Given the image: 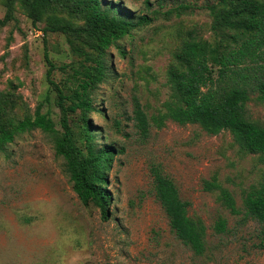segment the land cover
<instances>
[{"label":"rangeland","instance_id":"rangeland-1","mask_svg":"<svg viewBox=\"0 0 264 264\" xmlns=\"http://www.w3.org/2000/svg\"><path fill=\"white\" fill-rule=\"evenodd\" d=\"M49 1L33 25L23 0H0V20L10 15L0 26V111L8 130L39 113L60 131L58 93L50 82L70 106L97 56L95 40L80 31L86 25L76 0ZM100 3L103 9L119 6L131 17L152 20L105 50L110 73L92 96L97 111L87 115L97 145L113 148L105 185L107 216L78 201L49 136L40 130L16 134L0 152V264H264L258 225L242 214L231 215L218 190L204 189L214 181L243 211L246 194L262 185L261 157L241 149L228 131L210 135L197 125L166 120L161 128L150 125L143 138L133 119L135 102L147 119L164 113L172 94L168 70L189 35L212 44L227 41L211 31L206 8L217 0ZM56 26L73 32L45 31ZM45 52L53 66L49 76ZM245 111L264 126V105L255 96ZM79 113H69L68 123L82 148ZM152 168L173 181L189 204L188 216L206 227L202 254L170 230L154 197ZM218 218L226 221L225 233L212 229Z\"/></svg>","mask_w":264,"mask_h":264},{"label":"trees","instance_id":"trees-1","mask_svg":"<svg viewBox=\"0 0 264 264\" xmlns=\"http://www.w3.org/2000/svg\"><path fill=\"white\" fill-rule=\"evenodd\" d=\"M79 1L76 0L82 7L80 12L86 25L80 31L95 40L97 56L92 59L93 66L87 69L77 84L76 101L65 106L62 90L50 82L58 93L60 131L54 128L46 115L39 113L33 118L23 119L8 130L0 111V152L6 151L7 144L13 141L16 134L40 130L50 137L55 156L63 161V171L78 201L84 207L94 205L106 218L109 194L105 185L107 170L113 159V148L97 145L87 115L97 111L92 96L99 85L106 82L110 73L105 61V50L129 35L132 29L152 20L146 15L137 19L131 17L119 6L103 9L100 0ZM23 2L29 8L33 25L50 5L49 0ZM206 10L212 17L213 34L226 37L227 41L219 40L212 44L189 35L179 48L176 64L168 70L172 94L170 101L164 104V113L147 119L139 103L135 102L133 119L143 138L148 136L150 125L161 128L166 120L181 126L197 125L210 135L228 131L241 149L258 154L264 165V126L251 121L245 111L251 96L264 105V0H217ZM180 13V10H176V15ZM9 19L8 14L0 20V26ZM45 31L73 32L65 26ZM44 59L50 66L49 76L53 66L46 52ZM77 111L83 123L82 148L75 144L68 123V114ZM151 177L154 197L170 230L184 246L195 254H202L205 250L206 227L201 220L188 216L189 204L182 201L171 179L155 168L151 169ZM204 189L218 190L219 201L231 215L242 214L244 219L254 221L258 225L259 238L264 242V171L259 189L246 194L243 211L236 207L231 194L219 189L214 181L206 183ZM212 229L215 234L225 233L226 221L218 218Z\"/></svg>","mask_w":264,"mask_h":264}]
</instances>
